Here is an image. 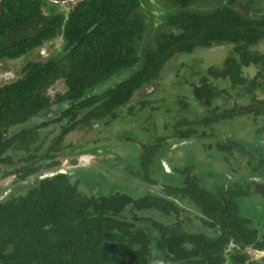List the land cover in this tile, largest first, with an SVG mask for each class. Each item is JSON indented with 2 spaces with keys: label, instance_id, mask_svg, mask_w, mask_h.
<instances>
[{
  "label": "trees",
  "instance_id": "trees-1",
  "mask_svg": "<svg viewBox=\"0 0 264 264\" xmlns=\"http://www.w3.org/2000/svg\"><path fill=\"white\" fill-rule=\"evenodd\" d=\"M193 1L218 4L199 11L190 9ZM242 1L170 0L177 11L161 17L167 31L139 51L136 41L146 30L140 0H0V63L23 57L16 75L0 81V180L11 178L0 197V264H264V256L249 253L264 252V232L238 204L264 163V11L252 0L235 7ZM58 38L57 50L40 53ZM214 45L231 49L221 65L184 81L192 96L172 78L177 89L162 96L176 109L158 128L150 113L158 101L144 97V89L157 86L175 56ZM250 65L251 77L243 72ZM190 97V108L177 106ZM52 109L53 117L30 125ZM244 116L263 120L253 141L218 132ZM119 117L140 121L148 137L119 136L139 143L123 170L157 190L138 192L100 172L60 170L61 156L74 146L65 144L67 137ZM51 123L60 125L58 132L41 139L40 128ZM179 142L201 143L204 158L190 152L180 162L168 158L173 146L185 148ZM234 154H250L255 171L249 166L229 185L202 177L204 167L218 175L212 159L228 165ZM193 220L198 229L190 227Z\"/></svg>",
  "mask_w": 264,
  "mask_h": 264
},
{
  "label": "rangeland",
  "instance_id": "rangeland-1",
  "mask_svg": "<svg viewBox=\"0 0 264 264\" xmlns=\"http://www.w3.org/2000/svg\"><path fill=\"white\" fill-rule=\"evenodd\" d=\"M140 2V10L146 18V30L142 39L136 41V46L139 51L152 44L156 34L167 31L168 25L162 21L161 17L177 11V6L173 5L170 0H140ZM244 3L245 0L242 1L241 4L235 3V7L239 8V6ZM217 4V1H193L190 5V9L199 11L211 10ZM250 6L258 7L256 9L257 12H262L264 11V0H252ZM48 44L50 45V43H47L46 45L48 46ZM59 46L60 39L58 38L56 39L54 46H48L47 49L42 48L40 53L46 56L54 48L57 50ZM259 48L264 52V44H261ZM230 49L231 48L227 45H214L211 48L196 50L191 54H179L167 62L165 68L170 67L171 69L169 68L170 70L168 69L163 73L161 80L157 82V86L154 88V86L151 85L144 89V97L158 101V103L155 104L154 110L150 111L151 114L154 113L155 115L153 118H155L156 125H160L158 128L161 127L163 119L170 115L169 112H173V110L176 109L175 105L171 104L170 99L162 96L164 95L163 93L165 90L166 95L172 96L173 92L177 89H174L175 84L171 82L172 78H175L176 81L180 79V87H178V85L175 87H178L180 92L186 93V95L189 94L190 96L191 92L188 90L189 87L184 83V81L186 83L197 81L198 76L191 75L195 70L201 71L202 69V71H204L207 66L221 65ZM22 64L23 57H20L12 62L6 61L5 63H0V81L3 82L13 78V76L16 75V72H18V67ZM255 71L256 70L253 65L243 69L244 74L249 77L253 76ZM173 74L177 77H173ZM189 79L194 81H190ZM113 81L114 80L109 81L110 84ZM59 87L60 86H58V88ZM153 88L154 92H152ZM151 92L152 94H150ZM191 101L192 98L190 97V100H184L181 104L177 102V106L185 111L192 106ZM53 111H56V109H52V111H47L45 114H40V116L33 118L30 121V125H36L42 121H46L50 117H53ZM120 112V115L124 114L125 109L122 110L121 113ZM262 121L263 120L260 118L254 119L251 116L239 117L231 123H224L219 126L218 132L222 136L230 133L234 135L235 139L251 142L255 136V130L262 124ZM139 122L140 121H137L136 119H130L127 121L126 119L123 120V118L119 117L109 124H104L102 122L93 123L90 130H87L84 134L82 131H79L70 135L65 139V144L67 145L73 143L74 146L72 150L64 152L61 156V164L59 166L60 170L70 173H76V171L79 172L78 170H81L84 173L100 172L104 177H106L107 181L113 182V184L123 185L138 192L147 189L150 191L157 190L152 185H147L139 180L130 178L123 170V160L126 158L128 159L130 155H135L138 152L139 143L136 141L134 142L135 144L129 143L130 141L124 143L119 136L125 134L126 132H132L138 134V139H148V137L144 135L145 133L140 131ZM145 125H147V123ZM148 126L149 130H151V125ZM59 128L60 125H57L56 123H51L47 127L40 128L41 139L47 136L49 140L58 132ZM261 134L263 138L264 132ZM261 142L264 143V140H261ZM190 143L191 142H188L184 145V142H179L178 144L184 145L185 148L173 146L172 149L167 152V157L175 160L176 162H180L181 158L186 155L185 152H190L191 154H194L193 157L196 156L199 159L204 158V152L201 151L202 148L200 147L201 143ZM44 145H46V142ZM190 145H192V149L189 148ZM93 148L96 152L87 151V149L92 150ZM233 156H235V158H230L228 165L222 160V158L216 157L212 159V161H210L212 171L218 175L209 176L208 170H210V168L202 166L204 167L202 177L211 182H226L229 185L236 182L238 175H245L251 171L249 166L252 167V172L255 171L253 168L256 161H251V163H249V159L252 157L250 154H247L246 156L234 154ZM166 162L167 161H163L162 164L165 163L169 168L168 170H170L168 165L169 163L167 164ZM222 174H225L226 176H222ZM251 177L252 179H250L253 180V182L258 181L259 183H251V193L238 199L239 210L243 215L251 219L252 226H255L260 232H264V185H261L264 183V163L258 170H256L255 173L251 174ZM10 181L11 178L0 180V197L8 191V186L11 185ZM109 187L110 186H108L106 190H108ZM190 227L198 229L195 220L191 221ZM250 253L252 259H263L262 256H264V252H255L251 250ZM261 261L264 263V260Z\"/></svg>",
  "mask_w": 264,
  "mask_h": 264
},
{
  "label": "water",
  "instance_id": "water-1",
  "mask_svg": "<svg viewBox=\"0 0 264 264\" xmlns=\"http://www.w3.org/2000/svg\"><path fill=\"white\" fill-rule=\"evenodd\" d=\"M47 1H51V2H54V3H60V4H66V3H68V2H73V1H75V0H47ZM163 165H164V167H165V169H166V171H169L168 169V167H167V165L165 164V163H163ZM53 172H49V173H45L46 175L47 174H52ZM252 251H254V250H252ZM251 252V251H250ZM256 252V251H255Z\"/></svg>",
  "mask_w": 264,
  "mask_h": 264
},
{
  "label": "clouds",
  "instance_id": "clouds-1",
  "mask_svg": "<svg viewBox=\"0 0 264 264\" xmlns=\"http://www.w3.org/2000/svg\"><path fill=\"white\" fill-rule=\"evenodd\" d=\"M153 264H160V262L159 261H154Z\"/></svg>",
  "mask_w": 264,
  "mask_h": 264
},
{
  "label": "flooded vegetation",
  "instance_id": "flooded-vegetation-1",
  "mask_svg": "<svg viewBox=\"0 0 264 264\" xmlns=\"http://www.w3.org/2000/svg\"><path fill=\"white\" fill-rule=\"evenodd\" d=\"M250 251H251V250H249V253H250ZM254 251H255V250H254ZM256 252H258V251H256ZM250 254H251V253H250Z\"/></svg>",
  "mask_w": 264,
  "mask_h": 264
}]
</instances>
